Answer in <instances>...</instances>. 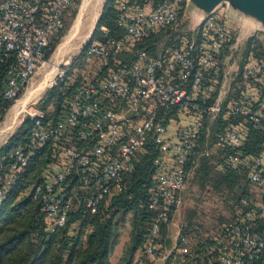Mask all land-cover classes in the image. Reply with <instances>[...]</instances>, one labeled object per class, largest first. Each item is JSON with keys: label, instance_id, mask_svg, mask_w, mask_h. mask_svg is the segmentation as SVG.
<instances>
[{"label": "built area", "instance_id": "built-area-1", "mask_svg": "<svg viewBox=\"0 0 264 264\" xmlns=\"http://www.w3.org/2000/svg\"><path fill=\"white\" fill-rule=\"evenodd\" d=\"M71 0H0V46L16 56L7 73L4 98L17 101L39 69L49 61L51 42L64 31ZM118 37L92 40L83 61L98 65L103 76L77 84L56 122L30 113L28 141L10 155L8 173L0 180V206L7 189L28 165L33 152L54 145L52 159L31 190L55 232L68 225L71 214H95L102 202L126 192V177L152 143L158 150L148 195L139 206L150 212L149 230L134 264H264V224L241 217L225 224L219 236L199 253L184 228L173 219L182 202L190 172L186 164L200 144L207 114L221 111L209 103L213 82L220 77V57L234 44L232 27L213 11L196 28L194 37L154 56L146 40L188 19L169 0H119ZM104 35L109 33L102 27ZM253 55L243 63L245 78L260 70ZM66 71L58 75L67 77ZM57 84V83H56ZM260 96L249 90L226 107L228 113L264 127L255 107ZM264 108V102L262 103ZM243 125L216 134L215 146L228 149L244 143ZM225 167L246 169L248 180L263 189L258 205L264 219V152L260 156L231 153ZM177 228L167 243V228Z\"/></svg>", "mask_w": 264, "mask_h": 264}, {"label": "rangeland", "instance_id": "rangeland-1", "mask_svg": "<svg viewBox=\"0 0 264 264\" xmlns=\"http://www.w3.org/2000/svg\"><path fill=\"white\" fill-rule=\"evenodd\" d=\"M71 1L72 9L65 16L66 28L63 34L58 39L47 65L38 70L24 93L42 82L38 88L41 91L33 96L21 110L18 109L17 116L13 117L12 108L22 95L0 120V148L13 134L23 128L24 122L30 118V113H44V107L49 113L54 111L55 105L53 103L45 105V101L48 91L57 85L60 72L66 71V74L74 80L87 83H94L103 76L98 65L83 61V55L92 41L97 19L101 16L107 0H90L83 21L78 27H75V24L84 0ZM189 2L190 0H186L184 8L188 16L185 24L176 29H165L158 33L155 41L157 45H151L152 55H160L170 46L181 44L185 39L194 37L192 28L197 26ZM224 3L218 5L215 11L227 19L235 38L233 46L226 52L225 59L223 58L226 64L220 65L222 69L220 80L221 83L226 84L228 90L225 93L222 92L224 93L222 95H219L221 91H218L214 102V104H219L221 111L207 114L206 127L201 135V143L197 147L196 152L198 153L195 155L196 159L190 170V178L181 194L182 202L173 219L175 225L182 226L188 232L194 251H204L205 247L220 235L225 224L237 217L253 219V211L258 212V205L263 197L262 187L248 180L246 169L232 171L233 176L226 175L229 170L225 168L223 161L229 151L227 148L222 149L215 146L218 131L233 126L232 124L236 123L235 120L239 118V116L229 114L226 107L233 103L242 91L249 90L259 95V89L254 83L239 76L242 64L252 51L254 56L264 58V24L245 14L242 9L232 10L228 7L229 0ZM251 37H256V42L248 51L247 42ZM26 101L23 103L25 104ZM261 131L264 135V130L261 129ZM2 163L3 159H0V173L3 171L6 175L8 171L2 168ZM28 189L21 194V197L29 194ZM138 219L137 209L119 211L116 214L114 229L117 233V242L111 256L113 263L118 264L127 259L134 264L141 255V250H132L130 243L134 225ZM89 230L88 226L84 228L86 233ZM174 242L170 236L167 238L169 245Z\"/></svg>", "mask_w": 264, "mask_h": 264}, {"label": "trees", "instance_id": "trees-1", "mask_svg": "<svg viewBox=\"0 0 264 264\" xmlns=\"http://www.w3.org/2000/svg\"><path fill=\"white\" fill-rule=\"evenodd\" d=\"M169 1L176 4L181 15L186 13L184 9L186 0ZM139 2L143 3L144 0H139ZM118 5L119 0H107L97 22L92 40H106L108 37H118L121 34L116 25L119 13ZM71 7L72 4L68 11L72 9ZM102 27H106L109 30L107 35L103 34ZM63 32L51 42L47 54L49 58ZM255 42L256 37H251L248 40V51L252 49ZM149 43L150 39L147 41L148 45ZM151 48L150 51L152 50ZM225 54L220 57V65ZM250 55L261 61L260 70L254 76L245 78L242 64L239 76L251 81L258 87L260 101L255 109H260L264 115V108L262 107L264 102V60L262 59L264 58L254 56L253 51ZM15 64V54L0 46V120L5 117L16 102L4 98L3 95L7 84L8 70ZM221 71L222 69L219 68L220 77L218 79L212 75L215 82H213L214 90L210 96V104L216 100L221 85ZM77 84H79L78 81L69 82L67 77H65L64 80L58 79L57 85L48 91L45 105L53 103L55 108L52 113H49L45 107L43 108L45 111V124L56 122L60 118L63 105ZM24 90L25 88L23 87L17 99L23 95ZM235 121L236 123L232 124L233 126L236 124L243 125L244 143L240 147H230L228 151L241 153L242 155L260 156L264 152V135L261 131L264 128L240 116ZM31 126L32 121L28 118L24 122L23 128L13 134L8 142L0 148V159H3L2 168L7 169L6 171H8L11 164L10 155L12 152L27 143ZM226 129H220L219 131ZM197 150L198 148H196L186 164L187 171H190L194 165L195 155L198 153L196 152ZM53 151V144L36 149L28 165L19 172L17 178L7 189L6 198L0 206V264H113L110 260V255L117 242L114 218L119 211L132 209L138 210L139 219L134 225L130 243L132 250H141L149 230L151 214L140 208L139 201L146 198L152 183L155 172L153 159L158 154L156 147L151 143L147 152L138 157L133 172L125 179L127 184L126 192L104 200L95 214L86 217H82L81 213L71 214L68 225L55 232L49 230V224L41 209V205L31 194L32 187L39 181L42 170L51 161ZM225 168L229 170L226 174L228 176H233V172L237 171L229 167ZM3 174L4 172L2 171L0 180L4 178L5 174ZM27 189L30 190L29 194L21 197V194ZM253 212V221L256 224L259 222L258 225L262 226L264 219L260 216L259 211ZM86 226L90 228L88 233L84 231ZM185 232L188 234L186 230ZM198 252L201 253V251ZM118 264L132 263L124 259Z\"/></svg>", "mask_w": 264, "mask_h": 264}, {"label": "water", "instance_id": "water-1", "mask_svg": "<svg viewBox=\"0 0 264 264\" xmlns=\"http://www.w3.org/2000/svg\"><path fill=\"white\" fill-rule=\"evenodd\" d=\"M220 3H224V1L208 0V3L202 4L200 0H190L189 5L191 9H193V13L197 12V14H200L202 17L204 16V20L216 10ZM228 5L232 10L242 9L245 14L250 15L252 18L264 24V0H229Z\"/></svg>", "mask_w": 264, "mask_h": 264}, {"label": "crops", "instance_id": "crops-1", "mask_svg": "<svg viewBox=\"0 0 264 264\" xmlns=\"http://www.w3.org/2000/svg\"><path fill=\"white\" fill-rule=\"evenodd\" d=\"M85 1L86 0H84V2H83V4H82V6H81V9H80V12H79V14H78V16L80 15V13H81V10H82V7L84 6V3H85ZM222 1H226V0H222ZM89 2H90V0L88 1V3L86 4V6H85V11L83 12V17L82 18H84V16H85V13H86V11H87V6L89 5ZM200 3H202V4H206V3H208V0H200ZM221 4V3H220ZM193 16L195 17V25L196 26H198L201 22H202V20H203V18H204V16L202 17L200 14H197V12H195V13H193ZM78 18V17H77ZM97 20H99V19H97ZM82 21H83V19H82ZM81 21V22H82ZM98 22V21H97ZM156 37H157V34H155V35H153V36H151L149 39H150V43H149V45H147V47L150 49L151 48V45L153 46V45H157L156 44ZM149 39L148 40H146V42L147 41H149ZM152 41H153V43H152ZM150 51V50H149ZM159 50H157V52H158ZM150 53H151V51H150ZM152 54V53H151ZM224 59H225V56H224ZM223 59V61H222V64H226ZM228 70V69H227ZM34 78V77H33ZM42 83V82H41ZM41 83L39 84V85H37V87L35 86V87H32V88H30V89H28L27 90V92L26 93H23V96L18 100V102L14 105V106H18V109L19 110H21V108L22 107H24V106H26V104L29 102V100L33 97V96H35L37 93H39L41 90H38V88L40 87V85H41ZM227 86H226V84H223V83H221V85H220V88H219V92L221 91V93L219 94V95H222V94H224L227 90H228V88H226ZM226 88V89H225ZM38 90V91H37ZM222 92H224V93H222ZM25 100H27L26 102H25V104L23 103ZM21 104V105H20ZM13 106V107H14ZM13 109V108H12ZM12 111V110H11ZM190 172V171H189ZM189 178H190V176H189ZM189 181V180H188ZM172 226H174L173 224H171L170 226H169V228H167V236H168V238H169V236H170V239L172 238L174 241H176V237H177V229L175 228V226L172 228ZM111 256H112V253H111V255H110V260H111V262L113 263V261H112V258H111ZM113 264H115V263H113Z\"/></svg>", "mask_w": 264, "mask_h": 264}, {"label": "bare ground", "instance_id": "bare-ground-1", "mask_svg": "<svg viewBox=\"0 0 264 264\" xmlns=\"http://www.w3.org/2000/svg\"><path fill=\"white\" fill-rule=\"evenodd\" d=\"M88 1H89V0H86V1H85L84 6L82 7L81 13H80V15H79L78 18H77V21H76L75 27L80 26L81 21H82V19H83V18H82V17H83V12L85 11L84 9H85V6H86V4L88 3ZM87 8H88V6H87ZM75 27H74V28H75ZM20 105H21V104H20ZM17 112H18V106L16 105V106L13 107V114H12V116H13V117L17 116Z\"/></svg>", "mask_w": 264, "mask_h": 264}]
</instances>
